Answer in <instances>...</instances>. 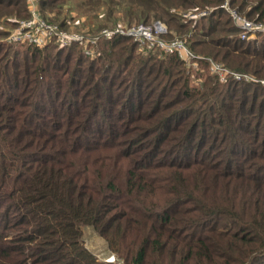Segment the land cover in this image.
<instances>
[{
  "label": "trees",
  "instance_id": "obj_1",
  "mask_svg": "<svg viewBox=\"0 0 264 264\" xmlns=\"http://www.w3.org/2000/svg\"><path fill=\"white\" fill-rule=\"evenodd\" d=\"M223 2L38 0L92 36L35 45L6 39L25 0H0V264H264V34L240 40ZM227 4L264 22V0ZM154 20L195 68L130 37L91 42Z\"/></svg>",
  "mask_w": 264,
  "mask_h": 264
},
{
  "label": "built area",
  "instance_id": "obj_2",
  "mask_svg": "<svg viewBox=\"0 0 264 264\" xmlns=\"http://www.w3.org/2000/svg\"><path fill=\"white\" fill-rule=\"evenodd\" d=\"M222 8L227 10L233 23L238 28V37L242 41H253L257 38L258 34H264V22L251 21L245 17L240 16L235 10L229 8L227 0L221 5ZM204 12H198L190 14L189 17L201 16ZM29 16L26 19L20 20L16 23L15 27L9 31L6 39L23 41L27 40L35 45H43L46 39L54 37L59 44L66 45L71 40H80L81 36H69L66 34L55 31L48 23L38 19L33 13L28 11ZM167 34L166 26L157 20H154L148 24H137L127 27H118L116 29L107 30L104 29L98 35L91 39L94 42L98 37L103 39H111L116 36L130 37L138 46L141 51L146 52L150 49H158L164 53L175 55L179 59L186 62L193 68L196 67L194 60L196 56L187 47L184 41L179 39L165 40L164 36ZM210 62V71L217 74L221 80H224L226 76H223L226 71L220 64L216 62ZM227 70V69H226ZM225 71V72H224ZM228 71V70H227ZM235 80H240V76L231 75ZM246 80L245 78H242ZM253 81L256 80H246ZM264 84V81H260ZM105 262L113 263L115 258L113 255L106 257Z\"/></svg>",
  "mask_w": 264,
  "mask_h": 264
},
{
  "label": "rangeland",
  "instance_id": "obj_3",
  "mask_svg": "<svg viewBox=\"0 0 264 264\" xmlns=\"http://www.w3.org/2000/svg\"><path fill=\"white\" fill-rule=\"evenodd\" d=\"M25 3L27 5V12L30 11V13H33L38 19L48 23L55 31H57L59 33L66 34V35H69V36H81V37H91L92 36V35H88L86 33V30H84V29L83 30H78L77 26L82 24L84 18H79L77 16V13H75V11L71 12V13H73V17H71L72 15L70 13H66L65 14L66 18H68L70 20L68 28H60V26L58 24L53 23V22H47L46 20H44L40 16L39 7H38V0H25ZM28 16H29V14H28ZM240 16H242V15H240ZM23 19H26V18H20V20H23ZM20 20H18V21H20ZM18 21H16V23ZM139 24H141V23H139ZM4 26L6 28L10 27V26H7V25H4ZM118 27H123V26H122V24H119L117 26H112V27L110 26V27H106L104 29L112 30V29H116ZM124 27H126V25H124ZM166 28H167V26H166ZM104 29L100 30L97 34H99ZM97 34H95L93 36H96ZM224 70L226 71V73H224L223 76H226V78L227 77H231L233 80H235L231 76V75H235V76H240L241 77L240 80H235V81H241V80H243L242 78H245L246 80H256L257 81V79L255 77L251 76L250 74L234 72L232 70H228L227 71L226 69H224ZM262 81H264V80L262 79ZM82 242H83L84 246L88 249V251H90L98 261H100V260L104 261V259L106 257H109L111 255L110 252L107 250L102 238H100L90 227H84L83 228Z\"/></svg>",
  "mask_w": 264,
  "mask_h": 264
}]
</instances>
